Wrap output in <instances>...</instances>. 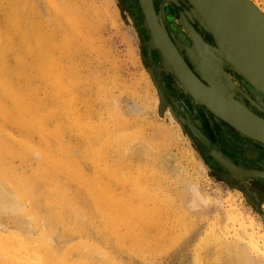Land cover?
Returning a JSON list of instances; mask_svg holds the SVG:
<instances>
[{"label": "bare ground", "instance_id": "1", "mask_svg": "<svg viewBox=\"0 0 264 264\" xmlns=\"http://www.w3.org/2000/svg\"><path fill=\"white\" fill-rule=\"evenodd\" d=\"M167 1H171L174 6L185 2L191 8L187 13L199 23L201 34L172 5L162 4L160 10H157L155 0H152V4L150 0H138L151 48L156 49V57L161 61L160 71L167 74L168 82L178 84L197 107L211 111L216 119L221 118L225 124L247 138L264 140V117L259 108L250 104V101H254L264 109V93L234 65L227 63L228 67L224 68L231 87L228 81L229 87L209 72L216 70L213 62L218 59L215 49L225 59L243 65L240 57L221 36L211 33L212 27L203 18L197 16L196 12L195 16L191 13L195 9L189 0ZM197 1L205 13L209 11L218 15L221 27L236 37V41L242 39L245 44L243 48L248 49L246 42H249V30L245 27H252L256 31L249 17H245L246 20L240 19L235 8L233 10L229 6L228 0L224 3L219 0ZM230 1L239 7L238 0ZM46 2L56 25L53 27L60 29L59 34L52 31V26L41 28L31 17L37 8L36 3L30 0H0V216H7L12 223L10 227L0 220V264H127L126 260L115 258L101 247L102 243L110 245L113 252L125 248L129 257L138 256L144 264H154L155 258L163 255L170 245L171 248L175 247L172 244L175 245L178 239L182 240V231L184 235L191 232L188 230L194 218L189 215V219L190 208L187 204L192 206L196 215H201V211L204 215L217 210V221L213 223L215 231H209L212 233L209 239L214 240L213 246L216 241L217 248L231 258V264H264V224L257 222L256 217L247 215L242 210L244 206L241 201L240 206L236 199L231 206L227 205L222 210L219 205L222 200L213 199L201 189V184L187 178L180 179L182 186L173 189L167 180H163V171L156 169L159 162L158 165L154 163L152 169L138 165L136 173L130 177L123 176L124 165L132 162L134 166L138 153L147 152L151 157L152 152L160 151L162 144L165 147L163 149H167L164 145L166 143L156 135L145 134L140 130L142 127L132 128L136 124L135 119L127 118L130 114L122 109L121 102L112 94L113 86L117 88L119 83L109 79L110 75L97 82L96 94L81 96L76 92L83 83V67L80 69L82 65L75 60L79 53L86 56L94 49L92 35L95 32L91 30V22L96 11L91 7H81L77 0ZM241 2L255 8L256 14L264 20V10L256 1ZM198 17L202 22H199ZM255 26L258 28L256 21ZM202 27L212 29L211 34ZM171 31L180 46L173 40ZM206 35L210 39L206 40ZM259 35L261 38L264 36ZM250 50L258 53L263 51L255 48ZM58 52L72 66L61 64ZM27 58H31L33 75L27 74ZM248 69L262 76L255 66H248ZM230 71L233 75H230ZM33 77L47 83L48 95L58 106H53L41 97L40 89L32 84ZM69 78L72 80L67 81ZM140 78L147 84L149 93L153 94L151 99L154 106L159 107L162 103L163 109L171 112L172 128L178 133L176 124L179 126V120L169 104L162 101L163 96L161 100L156 96L146 71L141 72ZM157 85L159 89L161 86L158 82ZM98 100L104 105L103 113L106 117L101 114L97 121H92L91 110ZM61 114L83 143L77 147L70 143L61 144L59 151L55 152L50 139L61 140L63 130L58 122ZM52 123L53 128L50 127ZM187 123L195 132L188 119ZM15 131L21 137L16 136ZM35 134L39 136L37 141ZM17 147L22 152L19 153ZM33 153L39 154L42 163L48 165L52 174L59 177L57 180L52 178L54 202L48 203L46 209L40 206L35 197V189L30 180L9 161V158L15 157L26 160ZM162 154H165V150ZM110 157L115 160L114 163ZM220 159L241 180H234L236 186L256 202L260 194L252 189L250 183L258 184L257 179L247 181L245 176H250L251 172L239 167L240 164L227 154H223ZM229 159L238 167L231 165L227 161ZM62 175L66 177L65 182L60 178ZM116 179L128 182L131 189L118 194L111 185ZM68 183L78 186L79 192L91 204V209L80 206L77 194ZM262 183L264 185V179ZM177 198H181L180 204H177ZM55 205L59 209L54 210ZM67 210L72 212L71 222L65 216ZM89 217L95 225L93 231L88 230L84 222ZM189 221L190 227H186ZM180 227L189 229L185 231ZM69 233L77 238L76 242L65 241ZM94 253L99 256L94 258Z\"/></svg>", "mask_w": 264, "mask_h": 264}, {"label": "rangeland", "instance_id": "2", "mask_svg": "<svg viewBox=\"0 0 264 264\" xmlns=\"http://www.w3.org/2000/svg\"><path fill=\"white\" fill-rule=\"evenodd\" d=\"M30 1L37 4L35 12L31 15L34 21L44 29L51 28L52 26V31L55 34H59L60 29L53 27L56 25L50 15V9L46 2L47 0ZM77 1L81 7H91L95 9L96 12L91 22V25H93V29L91 30L95 32V34L92 35L94 49H92L86 56L79 53L75 60L76 63H80L82 65L80 66V69L83 67V69H81V71L83 70V83L78 86L76 92L81 96H86V94H96L98 92L97 82L104 77L108 78L110 75L109 79L116 80L119 83L117 88L113 86L112 94L117 96L121 102L120 106L122 109H124L127 114H130L127 118L129 119L130 117L129 120L135 119L134 121L136 124H133L132 128L134 126L136 129H140L142 127L140 130L144 131L145 134L156 135L161 141L166 143L164 145L167 149H163L165 147L162 144V146H160V148L163 149H160L162 152L159 153L160 151L156 150L151 153V157L147 155V152L138 153L134 159V166L131 165L132 162H128V164L124 165L123 176L130 177L136 173V167L138 165H146L152 169L155 167L154 163L158 165L157 162H159L162 166L159 164L161 167L158 165L159 168L156 167V169L158 171L161 169L160 172L163 171V180H167L173 189H176L177 187L180 188L182 186L183 183H181L182 181H180V179L185 180L187 178V180H192L195 183L198 182L199 184H197H201L202 188L201 186L199 187L205 192H208L213 199L216 198L215 200H218L217 198H219L220 202L222 200L221 203L217 202L221 206L220 208L222 210L224 207H227V205L231 206L234 200L237 199L239 206L240 201L243 203L244 207H242V210H244L247 215L256 217L257 222L264 224V195L262 192L264 191V185L262 183L264 178H261L264 177V143L247 138L230 125L225 124L221 118L216 119V116L211 111L197 107V104L195 105L193 103L191 98H189V96H187L184 91L180 89L178 84L176 85L175 82L170 81L165 88L171 87L176 89V92H171L170 96L172 98L176 97L180 99L181 97L183 100H189L185 101V104H187L188 108L191 110L194 122L198 126L200 133L202 135L204 134V136L208 138V143L213 144L215 151L200 139L197 132H194L190 127H187L186 123L188 118L182 116L179 109L170 103L169 99L164 94L165 92L160 90L161 87L158 89L157 82L160 84L162 78H160V81L156 79L152 67L148 63L149 60L146 56L145 42L142 35L144 28L147 33L148 30L144 25L143 15L141 8L138 5V0ZM254 1H256L264 10V0ZM131 2L132 4L134 2V6ZM160 3L165 4L166 6L171 4L173 5L171 1L169 2L167 0L166 3H163V0H158V4ZM189 10L191 11V8ZM189 18L193 20L190 16ZM198 27H200L199 23ZM92 31L91 33L93 34L94 32ZM97 33L99 35H97ZM145 41H148L151 47L150 37L149 39L146 38ZM57 56L61 64L65 66L68 65L69 67L72 66V64L69 63L68 59L64 57L61 52H58ZM26 71L28 75H33L34 73L31 66V58H27ZM142 71H146L148 74L156 96L160 100L161 96H163L162 101L169 104L173 111L172 113L176 115L177 120H179L178 123L181 124H179L180 127L174 122L179 134L172 128L171 112L163 109L164 107L162 103L159 107L154 106L152 101L153 94L149 93L147 84L144 80H142V78H140ZM231 74L232 72L230 75ZM71 80L72 78L67 79V81ZM121 82L124 84H121ZM32 84L34 87L40 89L41 97L46 98L48 103L53 106H58L48 95L47 83L45 81L41 78L33 77ZM146 95H148V97ZM150 100L152 102H150ZM250 104L258 108V104L254 101H250ZM103 106L104 105L100 100L94 104L90 116L92 121H97L101 114L106 117V114L103 113ZM261 112L264 115V112ZM132 114L135 117H133ZM58 122L62 126L63 130L61 140L56 141L53 138L50 139V143L55 152L59 151L61 144L70 143L71 145L77 147L79 144L83 143L82 140L77 138L76 134L71 129L69 121L62 114L59 116ZM53 126L54 125L52 123L50 127L53 128ZM128 128L129 127H127V129ZM14 134L21 137L17 131H15ZM34 137L36 141L39 138L36 134ZM221 149L224 151L218 153L217 151ZM17 150L19 153L22 152V149L19 147H17ZM164 150L165 154H162ZM223 154H227L234 162L240 164L239 167L245 168L246 171L251 173L257 172V174L245 176L247 181L252 180V178L257 179L258 184L250 183L252 185V189L257 192V194H260L259 199L256 202L255 199L253 200L252 198L246 196L245 192L241 190L242 188L240 189L236 186L235 181L241 182V180L239 181V177L233 173L232 170H230L227 164L223 163L222 159H220ZM190 157L192 158L193 163ZM154 159H156V161H154ZM224 160L226 159L224 158ZM9 161H12L18 172L22 173L30 180L32 187L35 189V197L38 199L40 206L46 209L48 203L52 204L54 202L52 178L57 180L59 177L53 175L49 166L42 163L39 154L33 153L26 160L18 157L13 159L9 158ZM110 161L113 163L115 162L112 157H110ZM227 161H229L231 165L238 167V165L230 159ZM60 178L63 182L66 181V177L64 175L60 176ZM111 185L113 186L114 191L118 194L124 193L126 189H131L128 182L119 181L117 179L114 180ZM68 186L74 193L77 194L80 206L85 207L87 210H89V208L91 209V204L87 201L83 193L79 192L78 186L75 183H68ZM176 202L177 204H180L182 202L181 198H177ZM187 206L188 209L190 208L188 216L192 215L194 221L196 220V223L192 221V224H190L189 221L188 225L190 224L191 227L190 225L186 227H190V229L180 228L185 231L189 229L188 231L191 230V232L189 234L188 232H185L186 235H184V231H182L183 237L186 238L182 237V240H176L177 242L175 243L177 245L172 244V246H175L172 248L170 245L168 250L166 249V254L164 253L163 255L155 258L156 260L154 264H196V262L198 264H231V258H229V256H227L222 249L217 248L216 241L215 246H213L214 240L209 239L212 235L209 231L214 230L213 223L217 221V210L215 209L213 212L203 215V211H201V209H203L202 206L201 209L197 208L202 212L201 215H196L193 208H191L192 206L189 204H187ZM57 208L59 209V207L55 205L54 210H57ZM65 216L67 217L68 222L73 220L72 212L70 210L65 212ZM0 220L4 224H8L12 227V223L8 221L7 216H0ZM91 220L92 218L89 217L86 218L84 222L87 225L88 230L93 231L95 229V225ZM222 220L224 223L225 216ZM68 225L71 226V223ZM210 227L212 229H210ZM60 228L62 229V227ZM178 230L181 231L180 229ZM64 239L65 241H77V238L72 233H69V235ZM206 239L208 242L210 241V244L212 245H210ZM206 243L208 244L205 245ZM101 247L108 250L115 258L123 259V261L126 260L127 264H144L138 256L134 257L132 255L129 257L126 253L127 249L125 248H121V250L116 251L114 250L115 252H113L110 245L102 243ZM198 252L202 254L199 255L200 253ZM98 256L99 254L97 253L93 254L94 258H97Z\"/></svg>", "mask_w": 264, "mask_h": 264}, {"label": "water", "instance_id": "3", "mask_svg": "<svg viewBox=\"0 0 264 264\" xmlns=\"http://www.w3.org/2000/svg\"><path fill=\"white\" fill-rule=\"evenodd\" d=\"M150 1L152 4V0H150ZM194 1H195V3H194ZM226 1L227 0H219L220 3H224ZM189 2L191 3V5L195 9V11L192 10L191 13H193L195 16V12H196L197 16H199L200 18H203L204 21H206V23L209 24L213 29V30L211 29L212 30V32H211V30H209V28H205V27L203 28L202 27L203 30L209 34L212 33L213 35L217 34V35L221 36L226 41V43L231 48V50L234 53H236L240 57V60L244 63L242 65L238 62H236V63L232 62V61L228 60L227 58L225 59V57L219 52V50L215 49L214 50L215 56L219 60L217 59V60L213 61V62H215L214 65H216L215 66L216 70H210L209 72L214 73L215 75H213V76H216L217 79L221 80L223 83H226L227 87H229V85L231 87V84L227 80L228 78L224 72V68L228 67V66H226L227 63L230 65H234L235 67H237L239 69V71L241 72V74H243V76L245 78H247L249 81H251L262 93H264V36L262 35V38H261V36L259 35V34H264V20H261V18L256 14L255 8H252L251 5L249 6L248 4L245 5L243 2H241V0H238L239 7H237L235 4L232 5L231 1L228 0L229 6H231L232 9L235 8L239 18L245 19V17H246V19H248V17H249V19H250L249 21H251L250 23L253 25V27L256 29V31H258V33H257L252 27L251 28L245 27L246 30H249V32L247 34V36L249 38V42H246L248 49H244L243 47H245V44L242 41V39L238 38L239 40L236 41V37L234 38L231 33L225 31L223 29V27H221V25H220L221 22L219 20L218 15L210 13L209 11H206L207 13H205L202 10V7L200 6L201 5L200 2L197 0H189ZM245 12H246L247 16H245L246 15ZM206 15L208 16V18ZM250 17L252 18V20ZM200 18H199V22L201 21ZM255 21H256V25L258 26L259 29L255 26ZM252 48L260 49V50L263 49V51L262 52L259 51L260 53H258L257 51L250 50ZM251 65L258 68V71L261 72V74H262L261 77L256 75L254 72L252 73L251 70L248 69V66H251ZM226 81H228L229 85L227 84ZM198 97H200V99H203L200 94H198ZM258 108L264 112L263 108H261L260 106H258ZM261 141H262V143H264V140H259V142H261ZM250 174H257V172H252Z\"/></svg>", "mask_w": 264, "mask_h": 264}, {"label": "flooded vegetation", "instance_id": "4", "mask_svg": "<svg viewBox=\"0 0 264 264\" xmlns=\"http://www.w3.org/2000/svg\"><path fill=\"white\" fill-rule=\"evenodd\" d=\"M132 1H134V0H132ZM131 4H132V2H131ZM133 6H134V2H133V4H132ZM131 5V6H132ZM157 5V6H156ZM161 3L160 4H158L157 3V1L155 0V6L157 7L156 9L157 10H160V8H161ZM172 5V4H171ZM185 6V7H184ZM172 7H174L175 8V10L177 11V12H180L181 13V15L185 18V20L187 21V23L188 24H190L191 26H193L194 27V29L199 33V34H201V30L199 29V27H198V23L197 22H195V20H191L190 18H189V16H187L188 14H187V11H189V9H190V7L185 3V2H182V5H180V6H174V5H172ZM137 10H138V8H137ZM192 23V24H191ZM196 24V25H195ZM198 27V28H197ZM143 29V28H142ZM174 30H175V28H174ZM176 31V30H175ZM178 34H179V32L178 31H176ZM171 34H172V37H173V40L175 41V43L176 44H178L179 45V43H178V41H176V39L174 38L175 36H173V32L171 31ZM203 34V33H202ZM142 35H143V38H144V42H145V51H146V56L148 57V63H149V65L152 67V70H153V72H154V75H155V77H156V79L158 80V81H160V78H162V83L160 82V86H161V88H162V90L165 92L164 94L166 95V97L169 99V101H170V103L174 106V107H177L178 109H179V111H180V113L185 117V118H188V120L190 121V124H191V126L194 128V130H196L195 132H197L198 133V135H199V137H200V139L207 145V146H212L211 148H212V150H214V146H213V144L211 143H208V140H207V138L204 136V135H202L201 133H200V131H199V129H198V126L196 125V123L194 122V119L192 118V113L190 112L191 110L188 108V106H187V104H185V101H189V100H187V99H182L181 97H180V99H178V98H176V97H174V98H176V99H174V98H172L171 96H170V93L171 92H176V89L175 88H171V87H169V88H165V87H167V85L169 84V82H168V80H167V77H166V73H164L162 70L160 71V64H159V62H160V60L158 59V57H156V50H154L153 49V47L151 48L150 47V45H149V42L148 41H145L146 40V38L147 39H149V37H148V33H147V31L145 30V28L143 29V32H142ZM182 38V37H181ZM204 38H206V40H208V39H210V37L208 36V35H206V36H204ZM181 44V43H180ZM183 45V44H182ZM180 46V45H179ZM190 64V63H189ZM190 66H191V64H190ZM159 68V69H158ZM169 81H170V79H169ZM177 94V93H176ZM182 100V101H181ZM263 115V114H262ZM263 117H264V115H263ZM186 125H187V127H190L189 126V123H186ZM215 151V150H214ZM222 151H224V150H219L218 151V153L219 152H222ZM253 167H255V166H253ZM250 168V167H249ZM252 168V167H251Z\"/></svg>", "mask_w": 264, "mask_h": 264}]
</instances>
